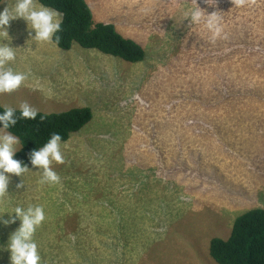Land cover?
I'll return each instance as SVG.
<instances>
[{"label":"rangeland","instance_id":"obj_1","mask_svg":"<svg viewBox=\"0 0 264 264\" xmlns=\"http://www.w3.org/2000/svg\"><path fill=\"white\" fill-rule=\"evenodd\" d=\"M87 1L96 21L115 24L146 58L62 50L30 40L22 18L9 21L10 41L0 43L15 59L5 67L26 79L0 93L1 105L51 113L77 104L94 117L61 143L63 163H50L59 181L41 184L34 166L12 175L0 214L43 208L33 235L41 264H218L211 239H228L264 194V0ZM196 5L217 12L224 38L189 25ZM19 223L0 224V264H10Z\"/></svg>","mask_w":264,"mask_h":264},{"label":"trees","instance_id":"obj_2","mask_svg":"<svg viewBox=\"0 0 264 264\" xmlns=\"http://www.w3.org/2000/svg\"><path fill=\"white\" fill-rule=\"evenodd\" d=\"M38 2L62 14L60 31L53 37V43L60 49L70 50L78 44L128 63H138L146 58L144 47L135 39L123 35L115 24L96 21L87 0ZM56 36L59 37L58 43L55 42ZM3 108L0 103V111ZM15 117L16 124L7 129L19 139L20 146L14 159L29 167L32 166L29 158L33 150L41 148L53 133H58L61 141L69 140L73 133L92 120L93 111L89 106H73L61 112H37L35 119H25L20 117L17 109ZM81 237L83 235L78 240ZM113 245L111 243V249ZM209 249L218 264H264V208H252L238 216L229 238H212Z\"/></svg>","mask_w":264,"mask_h":264},{"label":"clouds","instance_id":"obj_3","mask_svg":"<svg viewBox=\"0 0 264 264\" xmlns=\"http://www.w3.org/2000/svg\"><path fill=\"white\" fill-rule=\"evenodd\" d=\"M205 2L208 3V0H205ZM185 16L188 19L189 25H198L203 22L204 27L210 33V40L212 42H215L217 38H224L221 18L216 11L206 13L201 7L196 5V7L185 13ZM16 18H22L26 22L27 28L32 30L28 33L30 40L45 43L54 42L53 37L60 31L62 22V14L54 9L35 4L34 0H15L11 9L6 6L0 10V35H6L8 37L7 27L9 21ZM33 31L34 35L32 34ZM196 37H198V34H196ZM58 41L59 37L56 36L55 42L58 43ZM57 48L59 47L57 46ZM14 59V47H11L10 43H0V93L13 92L19 88L26 79L25 73L14 71L11 67H5V65ZM199 74L202 77L206 75L205 73ZM197 77V75H194L192 79ZM193 84L196 83H191V85ZM73 106L84 105L76 104L68 108ZM68 108L61 107L59 109L66 110ZM18 110L21 118L35 119L37 116L36 109L27 102L20 103ZM16 111L17 109L12 107H4L3 111H0V197H3L9 192L12 175L20 177L22 173L29 170L20 160L14 159L18 151L15 145L19 143V139L17 136L7 131L10 126L15 125L17 122L15 117ZM41 119H43V117H41ZM65 142L66 141H61V137L58 133H53L41 148L33 150L30 153L29 159L31 165L38 170H42L41 179L39 181L41 184L57 183L59 181L56 172L50 168V163L52 161L63 163V156L60 148L61 143ZM23 187L24 185L21 181L14 185L17 191ZM5 213L8 214L9 218L4 220V213L0 214V224L7 226L8 224L15 223L16 220L20 222L19 226L10 234L6 245V249L10 253V264H41V257L37 250V244L33 240V235L36 228L39 227L45 219L43 208L38 205H29L26 208L15 206L11 211Z\"/></svg>","mask_w":264,"mask_h":264},{"label":"crops","instance_id":"obj_4","mask_svg":"<svg viewBox=\"0 0 264 264\" xmlns=\"http://www.w3.org/2000/svg\"><path fill=\"white\" fill-rule=\"evenodd\" d=\"M264 175V171H262L261 172V175ZM258 196H260V198H261V201H262V203L261 204H259L258 206L260 207V208H264V194H261V193H256Z\"/></svg>","mask_w":264,"mask_h":264}]
</instances>
